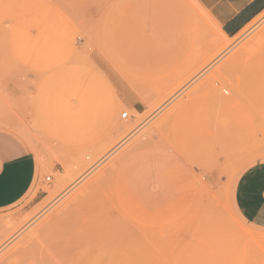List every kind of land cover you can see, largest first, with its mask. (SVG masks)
<instances>
[{
	"label": "rangeland",
	"instance_id": "374dc122",
	"mask_svg": "<svg viewBox=\"0 0 264 264\" xmlns=\"http://www.w3.org/2000/svg\"><path fill=\"white\" fill-rule=\"evenodd\" d=\"M131 1L97 0L94 15L69 8L57 38H19L20 50L47 46L53 67L76 61L82 70L53 91L52 135L67 138L13 124L37 175L23 199L0 210L3 224L17 226L0 233V264H264V228L234 202L251 188L243 182L252 170L264 168V73L248 83L230 64L264 34V14L224 38L194 0H171L170 10L167 0H145L131 12L133 34L152 36L127 38ZM21 77L33 88L42 75ZM114 188L127 191V207Z\"/></svg>",
	"mask_w": 264,
	"mask_h": 264
},
{
	"label": "crops",
	"instance_id": "0c3cea01",
	"mask_svg": "<svg viewBox=\"0 0 264 264\" xmlns=\"http://www.w3.org/2000/svg\"><path fill=\"white\" fill-rule=\"evenodd\" d=\"M97 0H0V210L12 207L25 197L37 175V163L30 146L23 141L20 129L13 124L32 123L42 138H67L66 131L53 136V91L65 89V84L79 71L77 62H63L52 66V54L47 46L39 50H20V39L29 43L38 38H57L67 26L69 8L72 13L86 11L94 15L95 8L88 7ZM127 3V38H150L152 34H133L137 25L133 22L135 6L148 4L145 0ZM217 23L229 38L235 37L264 14V0H194ZM134 2V3H133ZM194 2V3H195ZM165 4V1L163 0ZM171 9V0H167ZM174 5V1H173ZM177 21V20H176ZM177 23L167 19V27ZM141 27V25H140ZM35 48V46H34ZM73 58H82L74 53ZM79 55V56H78ZM93 67L87 71L91 82H97L99 64L88 56ZM42 75L33 88L24 84L22 75ZM35 83V82H34ZM100 84L109 89L102 78ZM137 110V104L134 105ZM25 111L29 114L25 115ZM57 119V118H56ZM59 119H57L58 121ZM235 193L234 202L241 217L249 224L264 228V168L253 169ZM240 185V184H239ZM115 200L119 207H127V191L115 188ZM175 223L174 210H170L167 226Z\"/></svg>",
	"mask_w": 264,
	"mask_h": 264
},
{
	"label": "bare ground",
	"instance_id": "6f19581e",
	"mask_svg": "<svg viewBox=\"0 0 264 264\" xmlns=\"http://www.w3.org/2000/svg\"><path fill=\"white\" fill-rule=\"evenodd\" d=\"M218 28H219V32H220V34H221V36H223L224 38H228L222 31H221V29H220V27L218 26ZM227 43H229V42H226V43H222V47L224 48V47H226V45H227ZM238 54V53H237ZM231 68H233V66L235 67V66H238L237 68L238 69H243V72H245V81H247L248 83L250 82H254V81H256L257 80V78H256V74L257 73H264V34L260 37V38H258V40H257V42L252 46V47H250L249 49H246V51L244 52V51H242V54H240L239 56L237 55V56H232L231 58ZM238 64H243L242 65V67H239V65ZM236 69V68H235ZM232 72V71H231ZM227 73V72H226ZM248 74H250V75H248ZM225 84H226V82H225ZM229 85V84H228ZM234 89V88H233ZM237 89V88H236ZM237 92L239 93L240 92V88H238L237 89ZM236 95H237V93H236ZM221 96V95H220ZM235 96V95H234ZM231 99H232V97H231ZM231 99H228L227 100V102H225L226 104H229V103H231ZM221 103H223V102H221ZM123 113H121V115H122ZM133 127L129 124V125H126L125 127H124V132L125 133H128V132H130L131 131V129H132ZM117 172V171H116ZM116 174V173H115ZM55 181V180H54ZM95 184V183H94ZM98 184V183H97ZM101 184V183H100ZM114 185V184H113ZM115 189V188H114ZM113 192H114V190H113ZM54 195V194H53ZM112 197V196H111ZM90 198V197H89ZM78 199H80V198H78ZM75 201V200H74ZM78 201V200H77ZM77 201H76V203H77ZM82 201V200H81ZM93 201V200H92ZM73 203V202H72ZM72 203H71V205H72ZM91 204V203H90ZM71 205H68V206H71ZM74 205V204H73ZM82 206V205H81ZM73 207V206H72ZM79 208V207H78ZM64 209H68V208H64ZM82 209H84V208H82ZM107 209V208H106ZM65 210V211H66ZM73 210V209H72ZM71 210V211H72ZM100 211V210H99ZM75 212V211H74ZM73 212V213H74ZM97 212V211H96ZM67 213V212H66ZM72 213V214H73ZM71 214V215H72ZM76 214V213H75ZM69 219H71L70 217H68ZM24 221V220H23ZM60 222V221H59ZM66 222V221H65ZM73 222V221H72ZM6 223H9V222H6ZM10 223H12V222H10ZM21 223H23V222H21ZM61 223V222H60ZM20 224V223H19ZM55 224V223H54ZM11 226H9L10 227V231H9V233H13V234H15L14 232V230L13 231H11V229H14V228H16V230H17V226H14V228H11L13 225L12 224H10ZM21 225V224H20ZM56 225V224H55ZM8 226H7V224L5 225V223L3 224V221H1L0 220V233H6L7 232V229H9L8 228ZM20 229H22V228H20ZM12 234V235H13ZM5 236H7V235H5ZM10 236H11V234H10ZM258 236V235H257ZM261 236V235H260ZM2 237V236H1ZM262 237V236H261ZM16 238V237H15ZM53 239V238H52ZM262 239H263V237H262ZM1 240H4V237L1 239ZM6 240H8L7 238H6ZM5 241V240H4ZM262 241V240H261ZM3 242V241H2ZM165 242V241H164ZM167 242L168 241H166L165 242V244H167ZM257 242V241H256ZM263 242V241H262ZM22 244V243H21ZM3 245V244H2ZM29 245V244H28ZM35 246H38L37 244H35ZM23 247V246H22ZM39 247V246H38ZM34 248V247H33ZM56 248V247H55ZM58 249V248H57ZM31 252V251H30ZM39 255H40V253H39ZM49 255V254H48ZM14 256V255H13ZM26 256V255H25ZM43 256V255H42ZM50 256V255H49ZM82 256V255H81ZM91 258V257H90ZM49 259V258H48ZM92 260L93 261H95L94 260V258H92ZM42 262V261H41ZM45 262H47V261H45ZM15 264V263H14ZM42 264V263H41ZM47 264V263H46Z\"/></svg>",
	"mask_w": 264,
	"mask_h": 264
},
{
	"label": "built area",
	"instance_id": "2783aa9c",
	"mask_svg": "<svg viewBox=\"0 0 264 264\" xmlns=\"http://www.w3.org/2000/svg\"><path fill=\"white\" fill-rule=\"evenodd\" d=\"M128 117V113L124 112L122 115H121V119H126ZM46 181H50V178H46Z\"/></svg>",
	"mask_w": 264,
	"mask_h": 264
}]
</instances>
